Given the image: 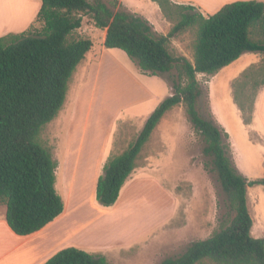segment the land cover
Wrapping results in <instances>:
<instances>
[{
    "label": "trees",
    "instance_id": "obj_1",
    "mask_svg": "<svg viewBox=\"0 0 264 264\" xmlns=\"http://www.w3.org/2000/svg\"><path fill=\"white\" fill-rule=\"evenodd\" d=\"M152 1L169 19L174 17L171 8L177 10V20L165 34L156 33L146 19L127 11L119 0H40L27 29L0 37V205L5 206L7 225L17 235H28L63 212L64 201L55 189L56 163L40 134L57 115L68 82L92 45L90 39L75 35L87 16L105 30V48L123 50L143 72L174 71L170 94L152 110L126 148L105 162L95 184L98 203L107 207L116 202L162 116L182 104L202 137L203 165L214 173L232 215L206 238L191 241L182 252L157 264H264V237L251 234L247 195L249 186L264 185V177L248 181L234 166L227 133L199 112L203 90L197 79L198 74L214 75L244 52L264 59V2L235 0L204 15L194 5ZM194 25L190 60L174 53L171 40ZM252 67L241 72V81L232 82L233 101L245 124L252 120L255 97L246 107L240 83L252 76ZM256 69L264 71V60ZM43 264L110 263L103 255L68 246Z\"/></svg>",
    "mask_w": 264,
    "mask_h": 264
},
{
    "label": "rangeland",
    "instance_id": "obj_2",
    "mask_svg": "<svg viewBox=\"0 0 264 264\" xmlns=\"http://www.w3.org/2000/svg\"><path fill=\"white\" fill-rule=\"evenodd\" d=\"M119 1L127 11L146 19L156 33H167L178 17L174 7L173 19L165 17L152 0ZM8 2L0 0V5ZM188 4L204 15L214 12L195 2ZM196 29L190 26L172 37L175 54L192 59ZM75 35L90 39L92 45L76 66L57 115L40 134L56 163L55 189L67 205L66 229L77 232L86 223L89 228L81 238L74 237L71 246L105 255L110 264H157L182 252L191 241L209 236L232 214L214 173L203 165L202 137L182 104L162 116L116 202L107 207L98 203L95 184L105 162L126 148L152 110L170 94L174 71L149 74L123 50L105 48V30L87 16ZM255 57L253 52L242 53L207 85V76L197 75L203 90L198 109L204 117L214 123L226 118L234 124V115L238 121L231 81ZM260 62L253 65L252 76L240 83L246 107L264 86V71L256 69ZM232 139L231 159L240 173L250 180L264 177V144L255 133L241 128ZM248 197L251 234L264 237V185L250 186ZM4 208L0 206V212Z\"/></svg>",
    "mask_w": 264,
    "mask_h": 264
},
{
    "label": "crops",
    "instance_id": "obj_3",
    "mask_svg": "<svg viewBox=\"0 0 264 264\" xmlns=\"http://www.w3.org/2000/svg\"><path fill=\"white\" fill-rule=\"evenodd\" d=\"M9 2L0 5V37L9 33H19L24 31L32 23L40 8V0H8ZM174 1V0H173ZM178 3H198L204 8L213 9L216 12L222 5L235 0H175ZM174 1V2H175ZM264 1V0H263ZM212 12V13H214ZM211 13V14H212ZM165 34V33H163ZM257 57L252 58L239 74L231 81L232 99L233 88L232 82L238 78L243 70L260 62L262 56L256 53ZM240 57V56H239ZM238 57V58H239ZM238 58L236 60H238ZM234 60L233 63L236 61ZM232 63V62H231ZM230 63V64H231ZM230 64L222 67L221 72ZM217 72V73H218ZM207 76L206 85L209 79L217 75ZM202 75V74H198ZM204 76V75H203ZM234 102V101H233ZM235 104V103H234ZM236 105V104H235ZM236 113L238 121L233 115L234 124L226 118H222L216 125L222 128L228 135V142L231 151L235 149V140L232 139L233 134L241 128L246 129L248 133H255L257 141L264 144V86L261 87L255 96L252 120L249 124L242 121L240 110L236 105ZM215 117L213 111L211 116ZM224 117V116H223ZM225 120V121H224ZM235 165V164H234ZM237 170L239 168L235 165ZM243 175V174H242ZM244 176V175H243ZM245 177V176H244ZM247 178V177H246ZM249 181L250 179L247 178ZM250 186L247 189L249 194ZM249 201V197H248ZM1 206V205H0ZM249 208V203H248ZM67 205H64L63 212L54 220L43 226L41 229L28 235H17L7 225L5 220V208L0 212V264H43L58 250L71 246L74 237L81 238L83 231L89 230L87 223L82 224L77 232L66 229ZM86 222V221H84ZM76 227V226H75ZM74 227V228H75ZM73 228V229H74ZM73 231V233H72ZM81 245V244H80ZM77 246V245H76ZM79 247V246H78ZM105 257V255H103ZM107 259V257H105ZM108 261V260H107ZM109 262V261H108Z\"/></svg>",
    "mask_w": 264,
    "mask_h": 264
}]
</instances>
